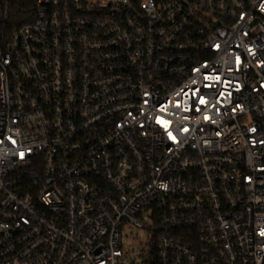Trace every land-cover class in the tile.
<instances>
[{
	"label": "built area",
	"instance_id": "1",
	"mask_svg": "<svg viewBox=\"0 0 264 264\" xmlns=\"http://www.w3.org/2000/svg\"><path fill=\"white\" fill-rule=\"evenodd\" d=\"M0 0V264H264V0Z\"/></svg>",
	"mask_w": 264,
	"mask_h": 264
},
{
	"label": "rangeland",
	"instance_id": "2",
	"mask_svg": "<svg viewBox=\"0 0 264 264\" xmlns=\"http://www.w3.org/2000/svg\"><path fill=\"white\" fill-rule=\"evenodd\" d=\"M148 237L147 233L144 231H133L128 232L126 234L124 249L126 251L132 249H136L141 251L142 253L138 255V264H149L152 262H156V257L152 254L151 249L147 252V250H143L146 246L149 248L151 245L147 242Z\"/></svg>",
	"mask_w": 264,
	"mask_h": 264
},
{
	"label": "trees",
	"instance_id": "3",
	"mask_svg": "<svg viewBox=\"0 0 264 264\" xmlns=\"http://www.w3.org/2000/svg\"><path fill=\"white\" fill-rule=\"evenodd\" d=\"M35 0H12L9 13L11 27L30 21L34 17Z\"/></svg>",
	"mask_w": 264,
	"mask_h": 264
}]
</instances>
